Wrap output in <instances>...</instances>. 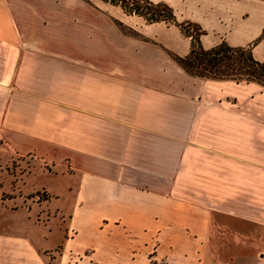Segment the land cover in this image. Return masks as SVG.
I'll return each mask as SVG.
<instances>
[{
	"label": "crops",
	"instance_id": "0c3cea01",
	"mask_svg": "<svg viewBox=\"0 0 264 264\" xmlns=\"http://www.w3.org/2000/svg\"><path fill=\"white\" fill-rule=\"evenodd\" d=\"M151 1L264 65V0ZM190 46L103 0H0V149L74 179L41 188L69 235L0 220V264L263 263L258 233L217 216L253 230L264 212V89L189 75Z\"/></svg>",
	"mask_w": 264,
	"mask_h": 264
},
{
	"label": "rangeland",
	"instance_id": "374dc122",
	"mask_svg": "<svg viewBox=\"0 0 264 264\" xmlns=\"http://www.w3.org/2000/svg\"><path fill=\"white\" fill-rule=\"evenodd\" d=\"M261 83L258 84L264 89ZM10 156V153L0 149V220L19 223L20 228L28 230L32 236L37 237L36 241L46 236L48 241L45 244H50L55 237L69 235V232L65 231L69 228V217L55 210L56 205L62 203L61 198L49 199L46 191L41 188L52 184L62 189L68 183L74 182V179L55 177L48 173L45 163L30 157H25L21 161L20 158L10 160ZM30 215L35 222L27 218ZM37 219L41 223H37ZM217 220L227 226L217 229L220 234L227 237L237 233L242 235L243 232L245 238L249 237L251 233L249 231L258 233L259 241L252 245L258 251L264 250V212H259L260 222L254 223L253 230L248 227L252 224L240 223L224 216H217ZM226 246L230 255L235 250L236 244L227 243ZM234 263L235 260H230V264Z\"/></svg>",
	"mask_w": 264,
	"mask_h": 264
},
{
	"label": "trees",
	"instance_id": "16d2710c",
	"mask_svg": "<svg viewBox=\"0 0 264 264\" xmlns=\"http://www.w3.org/2000/svg\"><path fill=\"white\" fill-rule=\"evenodd\" d=\"M103 1L119 5L127 13L143 16L147 22L163 20L177 24L190 37L191 46L188 54L174 58L189 75L259 84L264 81V65L253 57L250 45L234 47L221 42L206 49L199 40L201 28L192 22H177L173 9L165 3L151 0Z\"/></svg>",
	"mask_w": 264,
	"mask_h": 264
}]
</instances>
